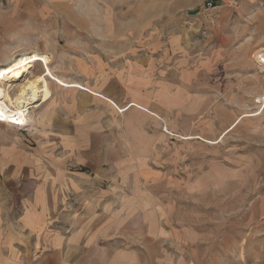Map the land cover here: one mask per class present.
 <instances>
[{
	"label": "rangeland",
	"instance_id": "374dc122",
	"mask_svg": "<svg viewBox=\"0 0 264 264\" xmlns=\"http://www.w3.org/2000/svg\"><path fill=\"white\" fill-rule=\"evenodd\" d=\"M76 1L80 23L58 17L57 47L87 67L91 56L104 64L111 50L145 51L148 73L139 90H115L122 104L110 102L108 114L99 105V123L112 125L114 136L99 144V177L107 181L85 187V200L53 207L106 253L98 264H264V63L257 57L264 54V0H204L182 10H168L162 0L157 11L126 13L98 0L96 27L90 0ZM138 18L145 24H134ZM46 30L33 46L44 47ZM25 81L1 89L14 98ZM133 98L154 116L136 107L119 112ZM112 142L115 160L106 167ZM22 212L0 211L7 243L5 229ZM17 241L15 255L2 249L1 257H24Z\"/></svg>",
	"mask_w": 264,
	"mask_h": 264
},
{
	"label": "crops",
	"instance_id": "0c3cea01",
	"mask_svg": "<svg viewBox=\"0 0 264 264\" xmlns=\"http://www.w3.org/2000/svg\"><path fill=\"white\" fill-rule=\"evenodd\" d=\"M147 1H153L154 5L146 7ZM203 1L169 0L165 4L168 10L197 9ZM1 2L0 63L28 54L48 57L49 63L47 66L40 62L35 63L27 75L24 74L16 80V84L22 85L25 77L34 79L25 81L20 89L35 82L41 83V99L36 107L30 108L25 129L0 123V211L17 210L19 207L23 211L17 224L5 229L11 239L9 243L3 236L0 224V250L10 249L11 255H15L12 251L15 249L13 243H18L19 238L25 251L21 259L17 255L6 259L1 257L0 253V264L18 262L83 264L84 261L85 264L89 262L98 264L99 261L107 260L103 258L106 253L97 251L95 240L85 231L74 232L75 221H68V215L63 211L59 212L53 207V203L71 199L85 200L81 197L85 187L97 186L107 181V178L99 177V174H102L99 170L102 165L99 161L102 153L99 144H102L100 142L104 136L112 139L114 136L112 125L109 124V128L106 126L103 129L99 123L101 119L99 105L107 107L108 114L110 102L122 104L115 94L116 89L139 90L141 85L145 84L148 73L145 69L146 56H140V53L145 54V51L111 50L106 52L107 60L104 64L98 56H91L90 59L93 61L90 60L87 67L84 61L71 59L70 50L57 47L56 43L58 17L61 14L73 17V11L76 13V10L82 9L81 5H76L78 3L76 0H1ZM106 3L107 10L126 13L130 9L151 8L157 11L161 9L163 2L107 0ZM90 10L93 12L89 17V24L96 27L100 23L98 0H90ZM107 15L110 16V12ZM114 17H118V14ZM69 21L73 24L80 23L75 17H69ZM128 23L130 24V21L127 19L126 24ZM134 24L144 25L145 21L138 18ZM43 26L47 27L48 35L45 37L48 40L45 41L43 48L42 43L35 47L32 43L44 37ZM91 31L90 41L98 42V34L93 33V29ZM107 37L108 35L105 39ZM75 53L77 54L76 51ZM48 69L51 76L46 73ZM78 74L85 76L81 77ZM47 77L50 81L46 79ZM56 81L77 84L80 88L61 87L62 85L59 86ZM5 91L1 89L2 95L6 94ZM144 105L143 101L133 98L125 107L117 108L128 112L131 107H136L154 116L143 107ZM110 110L112 114V109ZM105 153L104 163L108 167L115 160L114 142L106 147ZM78 217L79 215H73L71 218Z\"/></svg>",
	"mask_w": 264,
	"mask_h": 264
},
{
	"label": "bare ground",
	"instance_id": "6f19581e",
	"mask_svg": "<svg viewBox=\"0 0 264 264\" xmlns=\"http://www.w3.org/2000/svg\"><path fill=\"white\" fill-rule=\"evenodd\" d=\"M259 55L257 57L262 58V62L264 63V54L260 56ZM37 62L47 66L49 63V58L42 55L28 54L15 58L0 66V113L2 115L1 119L4 121H10L11 119H14L15 114L23 119V111L31 106L36 107L39 103L42 95L40 81L35 82L33 85L24 86L22 89H20L15 99L10 97L8 93L5 95H2L1 93L2 86L5 85L7 86L6 88L11 87L12 82L20 79L24 74L28 73L33 65ZM46 73L47 75L51 76L49 69ZM58 84L67 88H80V86L77 84H66L64 82ZM262 100L264 102V98ZM118 110L119 112L124 111V109Z\"/></svg>",
	"mask_w": 264,
	"mask_h": 264
},
{
	"label": "built area",
	"instance_id": "2783aa9c",
	"mask_svg": "<svg viewBox=\"0 0 264 264\" xmlns=\"http://www.w3.org/2000/svg\"><path fill=\"white\" fill-rule=\"evenodd\" d=\"M233 1H235V0H233ZM29 109H30V107L23 111V119H21L20 117L17 116V114H15L14 119H11L10 121H4L3 119H1L2 115L0 113V123L12 125V126H17V127H24L26 124V118L28 116Z\"/></svg>",
	"mask_w": 264,
	"mask_h": 264
}]
</instances>
